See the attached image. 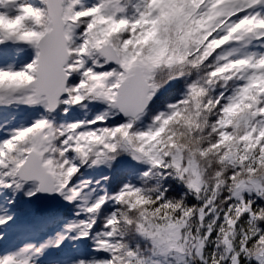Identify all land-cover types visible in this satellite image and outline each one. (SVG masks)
<instances>
[{"label": "snow or ice", "instance_id": "obj_1", "mask_svg": "<svg viewBox=\"0 0 264 264\" xmlns=\"http://www.w3.org/2000/svg\"><path fill=\"white\" fill-rule=\"evenodd\" d=\"M13 238L0 264H264V0H0Z\"/></svg>", "mask_w": 264, "mask_h": 264}, {"label": "rangeland", "instance_id": "obj_2", "mask_svg": "<svg viewBox=\"0 0 264 264\" xmlns=\"http://www.w3.org/2000/svg\"><path fill=\"white\" fill-rule=\"evenodd\" d=\"M4 115L5 116H11V115H13V113L10 112V111H6V112H4ZM15 242L16 241L13 238V239H9L7 241H4V242L0 243V251L4 250L6 248H10Z\"/></svg>", "mask_w": 264, "mask_h": 264}]
</instances>
